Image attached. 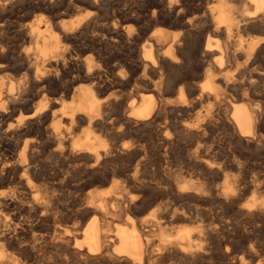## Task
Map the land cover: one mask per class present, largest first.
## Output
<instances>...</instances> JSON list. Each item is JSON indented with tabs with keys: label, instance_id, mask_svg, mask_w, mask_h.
Segmentation results:
<instances>
[{
	"label": "bare ground",
	"instance_id": "6f19581e",
	"mask_svg": "<svg viewBox=\"0 0 264 264\" xmlns=\"http://www.w3.org/2000/svg\"><path fill=\"white\" fill-rule=\"evenodd\" d=\"M263 62L264 0H0V264H264Z\"/></svg>",
	"mask_w": 264,
	"mask_h": 264
},
{
	"label": "rangeland",
	"instance_id": "374dc122",
	"mask_svg": "<svg viewBox=\"0 0 264 264\" xmlns=\"http://www.w3.org/2000/svg\"><path fill=\"white\" fill-rule=\"evenodd\" d=\"M210 2H212V1H215V0H209ZM30 4H32V2L31 1H29L28 2V5H30ZM88 6L87 5H82V7L79 9V10H81V12L78 10V14L76 13V14H74V15H72V16H76V15H79V14H82V13H84L87 9H89V7L87 8ZM83 9V10H82ZM86 9V10H85ZM85 10V11H84ZM258 34L259 32L257 31V30H254V29H250L249 30V32H248V35H250V34ZM94 56H95V59H96V54L94 53ZM257 64V65H256ZM255 64V66L257 67V69L258 70H260V71H263L264 70V62L263 63H256ZM263 64V65H262ZM260 65V66H259ZM260 68H262V69H260ZM255 153H253V154H255L254 156H255V159H254V164L253 165H251L250 167H248L247 168V171H246V173H247V175H248V177H252V178H255V179H257V181L258 180H264V151H261V150H256V151H254ZM257 153H258V155H257ZM261 153V154H260ZM262 159V160H261ZM256 160H259V161H256ZM260 161H262V163L260 162ZM258 163V164H257ZM257 166V167H256ZM255 167V168H254ZM252 168V169H251ZM248 169H251V170H249L248 171ZM252 171V173L250 174L249 172H251ZM255 174H254V173ZM263 174H262V173ZM259 176H258V175ZM254 175H257V176H254ZM261 175V176H260ZM187 175H185V177H186ZM263 176V177H262ZM184 176H182L181 178L183 179V178H185ZM217 182H221V180L219 179V180H217ZM72 184V183H71ZM97 185V186H96ZM101 185V186H100ZM106 184H104V186H105ZM102 184H100V183H98V182H96V183H93V184H91V185H85V186H83V185H81V186H79L78 188L76 187V189L75 188H71V190H69V192H67L62 198H61V200H59L60 202H59V205L60 206H63L64 208H66L67 207V209H69L70 210V208H73V209H71V210H74V206H72L71 204L72 203H76L75 205H78L77 203H79L80 201H82L85 197H86V195L89 193V192H91V191H93V190H98L100 187L102 188V187H104ZM0 187H2V188H7L8 187V185L6 184V183H4V184H2V185H0ZM9 188H11V187H8L7 189H9ZM65 188H67V187H65ZM80 188H82L81 190H80ZM59 189H64V187H61V188H59V187H56V189H55V191H54V194H59L60 192L59 191H61V190H59ZM77 189H79V190H77ZM125 190V193H129V194H131V192H133V193H137L138 191H137V189H135V188H132V187H127L126 189H124ZM134 190V191H133ZM57 191V192H56ZM79 193V194H78ZM87 193V194H86ZM82 197V198H81ZM68 199V200H67ZM73 199V200H72ZM82 199V200H81ZM179 204L181 205V204H183L182 202H179ZM131 212V214H137V212H136V210L135 209H133L132 211H130ZM77 216H75L74 218H71L70 219V217L68 218V217H66V215L65 216H62V217H59L60 219L58 220L57 219V223H59L60 225L62 224V225H66V226H76L77 225V220H78V217L76 218ZM120 217H122V216H120ZM120 217H118V219L117 220H121L122 218H120ZM239 217H241V218H243L242 216H237V218L238 219H240ZM120 218V219H119ZM69 219V220H68ZM72 223V224H71ZM188 223V224H187ZM192 223L189 221V222H182V223H180L179 225L180 226H184V225H186V226H190ZM77 226H79V225H77ZM36 229H38V227L36 228ZM257 229L258 230H256V233L258 234H256L255 233V235H257V236H255L254 235V240H256L257 242H263L264 243V225L262 226H258L257 227ZM170 232H172V231H174V227H170V229H168ZM172 230V231H171ZM39 231V230H38ZM37 231V232H38ZM260 231V232H259ZM36 232V233H37ZM263 233V234H262ZM260 234V235H259ZM40 235H42V236H44L42 233L41 234H37V237H39ZM263 235V236H262ZM259 236V237H258ZM263 239V240H262ZM41 240V239H40ZM49 246V247H48ZM43 248H44V250H43V253L42 254H40L37 258H29L28 256H27V254L26 253H24V252H21V251H19V250H17V249H15V250H13V252H15V255H16V257L17 258H19V264H24V263H31V264H45V258L44 257H46V255H48V252H49V254H55V253H59L58 251H57V247L54 245V244H51V243H49V241H47V239H46V242L44 243V246H43ZM53 250V251H52ZM56 251V252H55ZM239 251V250H238ZM238 251H234L232 254L230 253L229 254V256H228V259H225V258H220L219 259V255H214V257L213 258H210L209 259V263L211 264H227L228 262V264H233L232 263V255H237V254H239V252ZM50 252H52V253H50ZM55 252V253H54ZM236 252V253H235ZM264 252V251H263ZM262 251H261V253L259 252V256L261 255V254H263V255H261L262 256V258H260V257H258L256 260H258L259 258V260L261 261H264V253H263ZM24 253V254H23ZM235 253V254H234ZM43 256V257H42ZM218 256V257H217ZM42 257V258H41ZM26 259V260H25ZM44 259V261H42L41 262V260H43ZM218 261H217V260ZM37 260H39V261H37ZM225 260H226V262H225ZM228 260V261H227ZM30 261V262H29ZM34 261V262H33ZM51 262L52 261H50L48 264H51ZM219 262V263H218ZM224 262V263H223ZM253 262V263H252ZM252 262H250V263H247V264H256L257 263V261H252ZM52 264H60V263H54V262H52ZM62 264H64V263H62ZM235 264H239V262H235Z\"/></svg>",
	"mask_w": 264,
	"mask_h": 264
},
{
	"label": "snow or ice",
	"instance_id": "6c2138e0",
	"mask_svg": "<svg viewBox=\"0 0 264 264\" xmlns=\"http://www.w3.org/2000/svg\"><path fill=\"white\" fill-rule=\"evenodd\" d=\"M174 2H175V0H174Z\"/></svg>",
	"mask_w": 264,
	"mask_h": 264
}]
</instances>
